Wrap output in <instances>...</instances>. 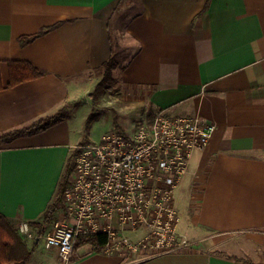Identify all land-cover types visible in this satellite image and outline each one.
<instances>
[{
	"label": "crops",
	"instance_id": "crops-1",
	"mask_svg": "<svg viewBox=\"0 0 264 264\" xmlns=\"http://www.w3.org/2000/svg\"><path fill=\"white\" fill-rule=\"evenodd\" d=\"M114 1L0 0L2 83L7 60L47 72L0 90V132L69 103L110 57L112 39L127 42L119 76L126 97L140 106L137 115L200 110L217 123L185 175L186 193L199 198L189 208L196 230L187 237L195 244L141 260L88 246L67 263L55 247H35L25 264H264V0H125L113 18ZM54 24L20 44V36ZM74 145L68 119L0 144V213L17 226L40 219L57 196ZM30 229L34 237L21 235L34 246L42 234ZM199 242L232 243L210 251L199 250Z\"/></svg>",
	"mask_w": 264,
	"mask_h": 264
},
{
	"label": "built area",
	"instance_id": "built-area-1",
	"mask_svg": "<svg viewBox=\"0 0 264 264\" xmlns=\"http://www.w3.org/2000/svg\"><path fill=\"white\" fill-rule=\"evenodd\" d=\"M144 117L132 134L109 130L73 147L72 177L44 234L45 246L55 247L62 262L70 260L79 236L95 233L106 234L102 251L109 254L145 259L193 249L179 232L174 191L217 123L200 110L173 115L156 108ZM18 230L34 237L27 221Z\"/></svg>",
	"mask_w": 264,
	"mask_h": 264
},
{
	"label": "rangeland",
	"instance_id": "rangeland-1",
	"mask_svg": "<svg viewBox=\"0 0 264 264\" xmlns=\"http://www.w3.org/2000/svg\"><path fill=\"white\" fill-rule=\"evenodd\" d=\"M111 37H113V33ZM126 43H122L119 46L115 38L112 39L110 46L111 49L113 48V54H117L116 57L119 61V65L113 69L110 80L101 84L102 71L97 68L83 79L81 85H84L79 91V95L77 97L72 96V98L69 99L70 109L67 119L72 133V142L75 145L81 146L96 142L102 133L109 130H118L123 134H132L136 130L138 124L145 120L144 112L142 114L141 111V115L136 114L139 112L140 106L126 97L124 86L120 82L119 67L128 60L127 51H124ZM130 45L134 47L133 43ZM89 116L92 117L90 127L86 129L85 123ZM193 156L194 161L196 155ZM71 177L69 173L67 178L68 182ZM187 179L188 176H184L181 183L174 191V202L180 217L179 232L185 233L186 235L180 233L185 238H188L187 236L191 237L193 230H196L195 226L191 223L189 208L193 211L199 201L198 195L195 196L194 194L190 195L186 193ZM60 204L61 196L58 208L54 211V216H56V211L59 209ZM51 226L52 223L44 230L39 243L34 244V246L32 240L26 238V243L31 251L35 247L37 250H47L44 244V234L51 229ZM126 234L129 235V232L127 231ZM188 239L190 242H193L190 238ZM231 243L224 242L216 247H206L205 243L199 242V250L203 248L205 250L210 249V251H219L221 249L228 250ZM87 249L88 246H83L80 247L78 251H85ZM137 258V260L142 259L139 257Z\"/></svg>",
	"mask_w": 264,
	"mask_h": 264
},
{
	"label": "trees",
	"instance_id": "trees-1",
	"mask_svg": "<svg viewBox=\"0 0 264 264\" xmlns=\"http://www.w3.org/2000/svg\"><path fill=\"white\" fill-rule=\"evenodd\" d=\"M124 1L125 0H115L114 3L112 2L111 6L115 11L114 14L112 13V16H114L113 18L117 17L121 13ZM113 18L110 19V21L113 20ZM54 26L55 24L42 26L34 33L20 36V44L26 45L32 42L37 37L53 29ZM116 56L117 54H113L112 48L110 57L99 67L102 71V80L100 81L101 84H104L111 79L113 69L119 65V61ZM6 63L8 67V80L5 84H3L0 76V90L47 74L46 70L26 60H7ZM69 109V103L66 101L51 114L38 117L28 124L0 132V144L10 142L12 139L19 136L31 135L43 131L50 126L67 119ZM151 114V109H147L148 119H150ZM91 118L92 117L89 116L86 120V129H89L90 127ZM75 153L76 152H73L67 160L66 168L60 181L55 200L47 206L40 219L30 222L31 228L36 230L37 234H43L44 230L50 225V223L53 222L55 218L54 211L58 208L60 196L68 183L67 178L71 171V164ZM106 241L107 236L102 233L81 235L77 238L74 250L83 246H89L90 251L98 252L105 245ZM30 252V248L18 230L17 223L0 213V264H25L29 259Z\"/></svg>",
	"mask_w": 264,
	"mask_h": 264
}]
</instances>
